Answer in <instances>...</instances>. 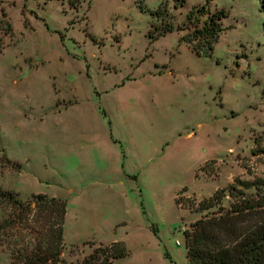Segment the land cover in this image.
<instances>
[{
    "label": "rangeland",
    "instance_id": "374dc122",
    "mask_svg": "<svg viewBox=\"0 0 264 264\" xmlns=\"http://www.w3.org/2000/svg\"><path fill=\"white\" fill-rule=\"evenodd\" d=\"M175 2L0 0V188L66 201L65 264L117 240L114 264H185L198 202L264 177V0ZM201 5L225 15L207 56L179 39ZM166 22L183 29L151 40Z\"/></svg>",
    "mask_w": 264,
    "mask_h": 264
},
{
    "label": "trees",
    "instance_id": "16d2710c",
    "mask_svg": "<svg viewBox=\"0 0 264 264\" xmlns=\"http://www.w3.org/2000/svg\"><path fill=\"white\" fill-rule=\"evenodd\" d=\"M77 1L68 0L72 6ZM176 1L174 6H182L186 0ZM150 15L160 18L162 13L158 7ZM224 17L222 11H207L205 5L191 7L184 18L188 23L187 32L180 36V41L198 56L209 55L223 31L221 21ZM181 29L170 22L162 26L151 24L148 36L155 40ZM252 153L256 155L258 151L254 148ZM225 195L230 199L228 206L222 204ZM175 203L178 204L176 199ZM0 205L8 209L0 225L15 228L22 243L12 258L20 264H65L62 258L64 199L37 193L28 202H22L13 192L0 188ZM203 210L207 212L183 230L185 264H264L263 176L246 181L236 178L227 187L216 188L198 202L196 211ZM88 242L92 245L91 251L77 264H114L115 259L128 254L123 241Z\"/></svg>",
    "mask_w": 264,
    "mask_h": 264
},
{
    "label": "crops",
    "instance_id": "0c3cea01",
    "mask_svg": "<svg viewBox=\"0 0 264 264\" xmlns=\"http://www.w3.org/2000/svg\"><path fill=\"white\" fill-rule=\"evenodd\" d=\"M183 35V34H181ZM186 44V43H185ZM66 215V214H65ZM65 222V221H64ZM63 241H64V230H63ZM116 260V259H115ZM115 260H114V263H115Z\"/></svg>",
    "mask_w": 264,
    "mask_h": 264
}]
</instances>
